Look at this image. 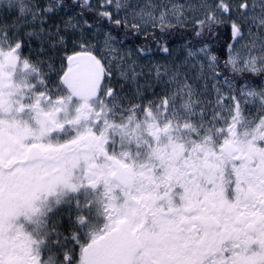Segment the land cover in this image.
<instances>
[{"label": "snow or ice", "instance_id": "6c2138e0", "mask_svg": "<svg viewBox=\"0 0 264 264\" xmlns=\"http://www.w3.org/2000/svg\"><path fill=\"white\" fill-rule=\"evenodd\" d=\"M0 264H264V0H0Z\"/></svg>", "mask_w": 264, "mask_h": 264}, {"label": "trees", "instance_id": "16d2710c", "mask_svg": "<svg viewBox=\"0 0 264 264\" xmlns=\"http://www.w3.org/2000/svg\"><path fill=\"white\" fill-rule=\"evenodd\" d=\"M149 39H151V36L150 35H149ZM170 40H171V45L172 46L173 45H177V43H181L178 36L176 38H174V39L173 38H170ZM143 42H144V38L143 37H140V38H138L135 41L136 44H143ZM127 44H130L131 46H133V42L132 41H129Z\"/></svg>", "mask_w": 264, "mask_h": 264}, {"label": "rangeland", "instance_id": "374dc122", "mask_svg": "<svg viewBox=\"0 0 264 264\" xmlns=\"http://www.w3.org/2000/svg\"><path fill=\"white\" fill-rule=\"evenodd\" d=\"M180 45H181V43H177V45H173L172 47H173L174 49L179 50ZM131 47H133V46H131L130 44H127V45H126V48H131ZM145 71H147V69H146Z\"/></svg>", "mask_w": 264, "mask_h": 264}]
</instances>
